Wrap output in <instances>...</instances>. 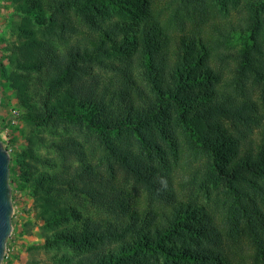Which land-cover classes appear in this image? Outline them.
Instances as JSON below:
<instances>
[{"label":"trees","instance_id":"trees-1","mask_svg":"<svg viewBox=\"0 0 264 264\" xmlns=\"http://www.w3.org/2000/svg\"><path fill=\"white\" fill-rule=\"evenodd\" d=\"M10 2L22 120L81 135L19 164L53 264H264V0Z\"/></svg>","mask_w":264,"mask_h":264},{"label":"rangeland","instance_id":"rangeland-1","mask_svg":"<svg viewBox=\"0 0 264 264\" xmlns=\"http://www.w3.org/2000/svg\"><path fill=\"white\" fill-rule=\"evenodd\" d=\"M12 10L10 0H0V57L1 54L7 55V49L15 40L11 24H16L17 19ZM24 114L25 110L18 106L13 91L0 75V142L10 157L12 204L11 233L1 264H53L50 255L54 250L40 245L44 241L42 235H50L52 230L36 220L35 198L28 194L27 186L20 177L19 164L27 161L26 155L31 153L53 158L60 165L63 159L56 156L52 144L60 136L73 135L81 139V135L71 123L30 126L22 120ZM70 164L71 167L76 165L74 161Z\"/></svg>","mask_w":264,"mask_h":264},{"label":"water","instance_id":"water-1","mask_svg":"<svg viewBox=\"0 0 264 264\" xmlns=\"http://www.w3.org/2000/svg\"><path fill=\"white\" fill-rule=\"evenodd\" d=\"M10 157L0 142V264L2 262L6 241L11 233V189L9 187Z\"/></svg>","mask_w":264,"mask_h":264}]
</instances>
